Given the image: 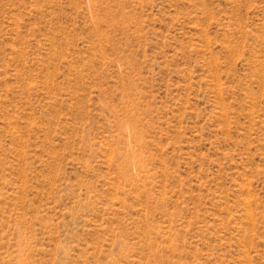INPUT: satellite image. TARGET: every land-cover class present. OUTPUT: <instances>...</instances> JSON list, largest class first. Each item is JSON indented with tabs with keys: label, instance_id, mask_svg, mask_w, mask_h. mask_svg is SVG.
<instances>
[{
	"label": "rangeland",
	"instance_id": "1",
	"mask_svg": "<svg viewBox=\"0 0 264 264\" xmlns=\"http://www.w3.org/2000/svg\"><path fill=\"white\" fill-rule=\"evenodd\" d=\"M0 264H264V0H0Z\"/></svg>",
	"mask_w": 264,
	"mask_h": 264
}]
</instances>
